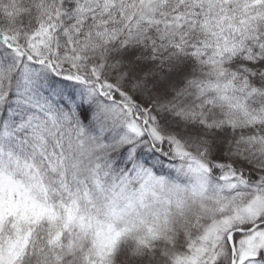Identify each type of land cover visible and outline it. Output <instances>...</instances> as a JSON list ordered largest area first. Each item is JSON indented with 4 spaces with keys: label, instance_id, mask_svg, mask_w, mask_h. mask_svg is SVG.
<instances>
[{
    "label": "snow or ice",
    "instance_id": "6c2138e0",
    "mask_svg": "<svg viewBox=\"0 0 264 264\" xmlns=\"http://www.w3.org/2000/svg\"><path fill=\"white\" fill-rule=\"evenodd\" d=\"M0 264H264V0H0Z\"/></svg>",
    "mask_w": 264,
    "mask_h": 264
}]
</instances>
